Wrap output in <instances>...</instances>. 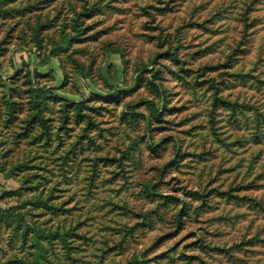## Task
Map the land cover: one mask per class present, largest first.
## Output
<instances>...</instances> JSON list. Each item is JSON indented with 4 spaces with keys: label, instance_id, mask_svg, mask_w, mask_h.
I'll return each instance as SVG.
<instances>
[{
    "label": "rangeland",
    "instance_id": "rangeland-1",
    "mask_svg": "<svg viewBox=\"0 0 264 264\" xmlns=\"http://www.w3.org/2000/svg\"><path fill=\"white\" fill-rule=\"evenodd\" d=\"M16 1L0 12L18 116L0 113V262L264 264V0ZM63 27L73 39L51 53ZM34 69L90 117L71 107L64 123L48 99L52 139L37 142L23 125ZM152 69L161 120L144 102Z\"/></svg>",
    "mask_w": 264,
    "mask_h": 264
},
{
    "label": "trees",
    "instance_id": "trees-1",
    "mask_svg": "<svg viewBox=\"0 0 264 264\" xmlns=\"http://www.w3.org/2000/svg\"><path fill=\"white\" fill-rule=\"evenodd\" d=\"M19 1L20 0H17L16 2L19 3ZM40 1H44V3H47L48 5L51 2L50 0H40ZM12 2H15V0H0V12H9L10 10L15 9L11 7ZM27 4L33 9L35 6L40 5L39 1H29ZM23 5L24 4L22 3L18 5L17 7L23 6ZM38 21L40 22V25L38 24L33 25L31 26V29L33 30V35H34L33 42L36 45L41 47L43 39L41 38L40 33H41V29H44V28L39 27V26H42L44 22L42 21L41 18H38ZM78 31H80L79 28H78ZM60 36H61V40H59L54 45V48L52 49L51 53H57L58 51L65 49L67 45L70 43V41L73 39V37H71L66 32L65 27H63L60 33ZM1 47H2V42H0V49ZM170 53H172V55L174 56L176 55L175 51H172ZM47 60H48V56H46L45 58H41L40 63L44 64L47 62ZM80 69H83V67L80 66ZM144 69H149V68L148 66H145V68L143 67V69H141L140 71ZM151 71L153 74L148 78L147 82H148L150 89L158 96V100H156L155 98H151V99L146 98L144 102H146V104L148 105V109L150 110V116H151L150 119L161 120L164 111L167 109L165 105L167 102V90L164 84L160 80H157L159 77L157 70L152 69ZM82 72L85 73L83 70ZM36 73H37V70L34 69V70H29V72L26 74L27 76L26 83L28 84L29 99H28V108H27L28 112H27V116L23 120V125L25 129H31L32 131H34L36 127L40 128L39 133L36 134L34 138L35 140H37V142H40L41 139L44 137H47L46 141H49L52 139L51 137L52 132L50 131V123H49L50 118L49 116L45 114V111H44V104L46 103L48 99L60 101L61 110L63 112L62 117H63L64 123L69 118L71 107L75 108L76 110L75 113H76L77 118L81 116L90 117L89 115L85 114V112H83V108L85 106L84 99H80V100L71 99L67 96L57 93L55 91V86H45L40 83L36 84L34 82V77ZM2 86L7 87V90L5 91V93L0 95V113L7 115L6 116L7 118L5 119V123H10L13 121L15 122L18 116L17 114H15L16 110L14 108V105L16 103L13 97L14 88L8 87L7 84L4 82ZM111 97H117V96H111ZM217 99H219V97H217ZM222 101L232 107L235 106L234 102H231L225 99L224 100L222 99ZM127 106L128 108L133 109L132 107L133 105L128 104ZM129 113L139 114V112H134V111H131ZM150 116H147L148 119ZM7 127H11V126H7ZM148 187H149L148 191L150 192L152 191V193L155 194L154 190H152V185H149ZM135 258L138 259L137 257Z\"/></svg>",
    "mask_w": 264,
    "mask_h": 264
},
{
    "label": "clouds",
    "instance_id": "clouds-1",
    "mask_svg": "<svg viewBox=\"0 0 264 264\" xmlns=\"http://www.w3.org/2000/svg\"><path fill=\"white\" fill-rule=\"evenodd\" d=\"M97 74H99L100 76L106 75V72H105V70H103L102 66H94V68H93V75H92V79L96 83H100V80L97 79ZM0 264H2V262H0Z\"/></svg>",
    "mask_w": 264,
    "mask_h": 264
}]
</instances>
